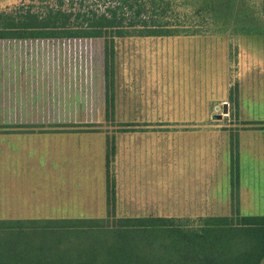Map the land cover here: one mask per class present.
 Listing matches in <instances>:
<instances>
[{"label":"rangeland","instance_id":"374dc122","mask_svg":"<svg viewBox=\"0 0 264 264\" xmlns=\"http://www.w3.org/2000/svg\"><path fill=\"white\" fill-rule=\"evenodd\" d=\"M31 1L0 0V12L45 4ZM204 2L205 13L217 19L207 20L201 35L116 40L107 113L102 39L0 40V57L10 56L8 71L38 76L24 93L32 106L29 118L55 119L57 106L79 99L87 109L79 107L78 119L96 132L68 137L72 146L44 133L21 136L25 146L11 152L3 148L0 219L99 218L106 185L114 189L118 217L229 215L236 200L241 215L264 216V130L250 125L264 122L262 1L186 0L184 12L192 14ZM230 138L238 146L236 194ZM151 140L158 145L152 160L143 149L142 161L127 164L134 170H117L113 163L105 169L107 153L113 151L114 162L122 145L149 150Z\"/></svg>","mask_w":264,"mask_h":264},{"label":"trees","instance_id":"16d2710c","mask_svg":"<svg viewBox=\"0 0 264 264\" xmlns=\"http://www.w3.org/2000/svg\"><path fill=\"white\" fill-rule=\"evenodd\" d=\"M185 1L66 0V8L65 0H45L41 8L20 4L0 12V40L102 39L104 107L112 112L116 40L201 35L207 20L216 22L217 15L205 13L208 4L188 14ZM250 125L264 130V122ZM230 146L236 194V140L230 138ZM112 155L106 154V168ZM108 187L99 218L0 219V264H264V216L241 215L237 200L229 215L118 217L115 192Z\"/></svg>","mask_w":264,"mask_h":264},{"label":"crops","instance_id":"0c3cea01","mask_svg":"<svg viewBox=\"0 0 264 264\" xmlns=\"http://www.w3.org/2000/svg\"><path fill=\"white\" fill-rule=\"evenodd\" d=\"M14 58L17 57H11V59ZM0 59L3 60V63H0V153L1 154L4 152L2 149L5 147H6L5 148L6 153L11 152L13 149L17 148L18 146L21 148V144L23 143V140L20 139L21 136L23 137V136H30L32 134H44V133L57 134L61 136L62 143L70 144L67 146H72L73 142L69 141L68 137H70V140H72V138L77 137L78 134L96 133V132H89L88 129H85L86 128L85 126L87 125L88 121L86 120L81 121L78 119V111L82 110V112H86L87 109L86 107H81V101H79V99L78 102L76 101L74 103L73 102L70 103L68 101V104L66 102L60 106H57L56 110L55 108H53L58 113L55 116V119L38 121L36 119L29 118V112L30 110H32V106L28 104L30 100L27 98L28 96H24V93H27V91L30 92L29 87L31 84H33L31 83V81L33 80V78H36L37 80L38 76L37 74L34 73H31V75L28 76L29 73L23 71H8L7 69L9 66L7 67L5 62L7 63V61L10 60V56L8 55L1 56ZM19 66L21 67L22 65ZM35 82L37 86L38 82L37 81ZM67 83L69 86V82ZM63 88L65 87L63 86ZM79 107L81 108V110ZM1 112H6V113L1 114ZM155 142L156 143L153 144L151 140L149 144V150L148 148H146L148 145L145 144L135 145L136 143H134V145H129V146H126L125 144L122 145L121 146L122 150H120L119 152L120 154L118 153L116 154V157L114 158V162L112 161L113 159L111 157L107 168H110L111 163H113L114 165L118 166L117 170H134V167L126 168L127 164L131 160H133V163L139 159L140 161H142L143 158L140 155V152L143 151V149L146 153H148L151 160L157 156L158 145H157V141ZM120 143H126V141L125 142L121 141ZM75 145L77 147V149L75 148V152H76L75 156L77 159L79 157L77 156L78 144L75 143ZM127 152L128 155L125 156ZM63 153L61 155H63L65 160L69 156L66 154L65 150L63 151ZM137 153L139 155H137ZM153 153H155V157H153ZM71 158H72L71 166H73L72 155ZM58 164L60 165V161L58 162ZM104 166L106 169V162H104ZM63 170H69V169L63 168ZM5 220H9V219H5Z\"/></svg>","mask_w":264,"mask_h":264},{"label":"water","instance_id":"95a60500","mask_svg":"<svg viewBox=\"0 0 264 264\" xmlns=\"http://www.w3.org/2000/svg\"><path fill=\"white\" fill-rule=\"evenodd\" d=\"M227 103H223L222 104V113L223 114H226L227 113ZM216 109H218V107H216ZM222 115H216V119H220V117H221Z\"/></svg>","mask_w":264,"mask_h":264}]
</instances>
